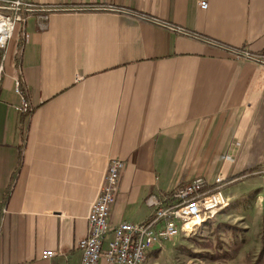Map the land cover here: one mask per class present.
Segmentation results:
<instances>
[{
	"label": "crops",
	"instance_id": "obj_1",
	"mask_svg": "<svg viewBox=\"0 0 264 264\" xmlns=\"http://www.w3.org/2000/svg\"><path fill=\"white\" fill-rule=\"evenodd\" d=\"M31 1L1 54L0 264H81L113 158L111 227L198 177L264 182V0Z\"/></svg>",
	"mask_w": 264,
	"mask_h": 264
},
{
	"label": "built area",
	"instance_id": "obj_2",
	"mask_svg": "<svg viewBox=\"0 0 264 264\" xmlns=\"http://www.w3.org/2000/svg\"><path fill=\"white\" fill-rule=\"evenodd\" d=\"M201 6L207 8L208 3L203 1ZM45 10L43 5L31 0H0V89L4 73V55L1 54L16 28L23 30L31 14ZM158 23L193 35L181 27ZM232 51L236 57L256 62L263 58L246 50ZM17 91L20 93L19 82ZM18 109L28 112L30 105L23 99ZM124 168L125 162L120 158H113L109 162L99 193L88 214V234L78 242L82 252L81 264H147L151 252L161 248L166 241L196 231L206 222L214 220L230 204V198L223 189L226 183L223 174L217 176L213 185L198 177L164 198L150 196L147 203L152 213L145 221H123L111 227L109 211L117 198ZM54 255L53 250L44 252L45 258Z\"/></svg>",
	"mask_w": 264,
	"mask_h": 264
},
{
	"label": "rangeland",
	"instance_id": "obj_3",
	"mask_svg": "<svg viewBox=\"0 0 264 264\" xmlns=\"http://www.w3.org/2000/svg\"><path fill=\"white\" fill-rule=\"evenodd\" d=\"M249 181L228 190L226 179L230 204L196 231L166 241L147 264H264V182Z\"/></svg>",
	"mask_w": 264,
	"mask_h": 264
},
{
	"label": "trees",
	"instance_id": "obj_4",
	"mask_svg": "<svg viewBox=\"0 0 264 264\" xmlns=\"http://www.w3.org/2000/svg\"><path fill=\"white\" fill-rule=\"evenodd\" d=\"M246 173H248V171H247V172H244V174H246ZM244 174H243V175H244Z\"/></svg>",
	"mask_w": 264,
	"mask_h": 264
}]
</instances>
